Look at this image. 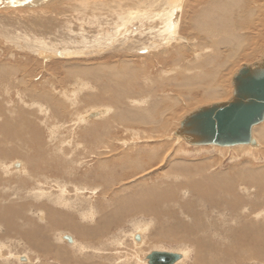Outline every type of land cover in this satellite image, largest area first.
Returning a JSON list of instances; mask_svg holds the SVG:
<instances>
[{"label": "bare ground", "instance_id": "bare-ground-1", "mask_svg": "<svg viewBox=\"0 0 264 264\" xmlns=\"http://www.w3.org/2000/svg\"><path fill=\"white\" fill-rule=\"evenodd\" d=\"M1 15L21 16L18 29L11 26V19L6 17L0 27V45L3 41L10 44L0 47V174L8 173L9 166L2 165L4 160L17 157L20 163L14 165H19V169L11 173L23 177L19 183L25 184L28 175L41 179L34 184L37 186L33 188L34 193L29 192L34 195L35 204H40H28L27 208L39 211L46 224L74 234H65L72 240L67 248L76 250L72 251L73 255L91 252L104 263L109 261L107 250L101 245L102 235L111 224H120L131 215L139 218L131 224L128 238L135 242L137 235L138 246L146 240L177 246L174 250L162 246L149 251L179 255L173 264H264V158L254 159V162L245 158L247 161L235 163L236 158L227 165L207 155V158L190 161L186 156H179V151L169 150L167 143L155 140L164 135L165 124L185 103L201 94L211 99L220 96L221 87L215 85V79L225 61H215L217 51L223 50L226 62L239 55L247 59L255 52L249 46L264 41V0H0ZM65 18L69 22L63 21ZM71 20H76V24ZM83 24L89 27L88 36L55 37L59 29L67 30L68 34L77 33ZM117 43L118 49L114 47ZM102 50L109 54L100 57ZM3 55L8 62L1 59ZM36 78L38 80L34 81ZM77 99L79 104H76ZM83 103L88 104L87 110L78 114V106ZM92 112L96 116L88 118ZM262 124L264 121L252 129L254 146L209 147L221 151L238 147L261 151L264 148ZM75 125L83 129L79 138L89 139L93 144L82 143L80 139L74 144L73 140L63 141L58 149L53 144L57 136L62 132L69 134ZM116 126L118 137L114 139L112 135L110 139L118 145L134 144L132 152L136 156L134 154L132 164L120 163L123 158L132 157L121 151L116 160L108 162L114 165V170L110 169L109 174L96 173L101 185L79 186L80 182L76 185L74 167L86 163L91 155L94 158L106 153V147L103 150L101 145L110 135V129ZM45 127L49 144L42 140ZM123 134L128 135L129 140ZM173 138L192 146L181 137ZM44 146L48 153L58 151L64 161L75 166L62 168L53 155L54 164L42 160L33 163L31 159L37 153L40 159L43 156ZM112 148L115 153L116 148ZM83 152L87 155L75 159ZM251 154L254 156L256 152ZM168 158L172 164L168 162L164 174L161 173L169 179L168 183L161 181L155 186L125 183L117 193L113 189V198L118 197L113 205L112 200L111 206L96 207L90 203L92 197L97 196L96 192H107L105 188L113 185L106 183L107 178L115 177V181L118 178L119 186L143 168ZM103 165L108 166L105 162L98 163V166ZM82 172V179L85 176L87 180V172ZM64 178L71 181L61 182ZM49 183L56 186L54 193L43 190ZM0 186L8 189L6 180L0 179ZM87 194L90 200L84 198ZM78 198L80 202H76ZM19 209V204L15 207L0 205V225L4 224V214ZM72 211L80 216L82 228L77 229L80 225L71 216ZM19 233L28 248L33 246L43 255L49 254L47 251L51 248L31 239L32 233ZM63 235L57 240H63ZM118 240L117 237L111 243L116 244ZM96 242L99 250L92 251L90 248H94ZM8 249L0 242V264L15 261L21 264L16 259L18 256L14 257L16 255ZM54 255L52 253L51 260L45 264L70 263L66 259L61 262ZM130 255L120 261L118 256L110 259L115 264H147L144 256L142 259ZM23 257L24 264H29L30 257L26 254ZM70 264L82 263L76 260Z\"/></svg>", "mask_w": 264, "mask_h": 264}, {"label": "rangeland", "instance_id": "rangeland-1", "mask_svg": "<svg viewBox=\"0 0 264 264\" xmlns=\"http://www.w3.org/2000/svg\"><path fill=\"white\" fill-rule=\"evenodd\" d=\"M32 8H35V7H32ZM20 16L21 15H18V17H16L15 15H5L4 17L11 19V22H12L11 23V26H13V27H16L17 26L16 29H18L19 28V25H17V24H19V22H20V20L18 19V18H20ZM4 17H3V15L0 16V27H1L2 23H4ZM66 19L67 18L63 19V21L69 22V21H67L69 19H67V20ZM71 21L72 22H75V24H76V20H71ZM87 22L89 23L90 21H87ZM88 28L89 27L86 24H83V26H81L78 29L80 31H78L77 33H71V34H68L67 30H65V29L64 30L63 29H59V31H61V32L56 31L55 37L57 39H60L59 36L61 35L64 38L67 37V36H72V37H75V38L80 39L82 37H85V35L88 36L87 33H86V31L88 30ZM51 39H54L53 36H51ZM46 40H48V38H46ZM2 43H4V44H1L0 45V47H2V48H3V45H5V46H9L10 45L8 41H7V43H6V41H3ZM250 46H249V48L250 49H254V51H255V52L253 51L254 53L250 57H248L247 59H244V58H242L239 55V56L232 57L231 59H229L228 62H226V60H225L226 59V54L223 52V50L217 51L218 57H217V59H215V61L217 62L218 59L220 60L221 63L225 61V66L220 69L219 76L215 79V81H216L215 85L221 87L220 88V90H221L220 96L218 98H212L211 99L209 97L201 96L202 95L201 94V95H198V97H195L193 101L188 102V103H185L182 106V108H179L178 111L173 114V117L170 118L171 120L169 119L170 122L168 121L169 123L167 122L165 124L164 135H161V136H163V138H161V136H158V139L157 138L155 139L156 140V143H158V142L159 143L162 142V143H165V144L167 143V146L169 147V150H176V152L179 151V154H178L179 156H184V157L186 156L185 158H187L190 161H192V160L193 161H196V160H198L200 158H207V156H208V157H212V159H214V160H220L222 162V164L227 165V164H230V162H232L231 160L236 159V158H237V160L234 161L235 163L238 162V161L241 162L245 158L246 159L247 158L248 159L250 158L248 161H252V162H254L253 161L254 159L260 160V158H264V153H262V151H264L263 150L264 148L263 149L261 148L260 149L261 151L255 150L253 152H251L249 149L246 151L245 150L246 148H243V147H238V148L235 147L236 149L231 148L230 150H227V151H221L219 149L217 150V148H214L213 149V147L211 148L209 146H207V147H192V146H188L183 141L181 142L180 140H178V139L176 140V139L173 138L174 132L179 127V124H180L181 120L186 115H188L189 113L197 110L200 107H204V106H207V105H211L213 103H219V102L227 101L231 97V94H232L231 78H232V76L241 68L242 65H245V64H250L251 65V64L255 63L256 61H259L262 58L261 55L264 53V41H260L259 44H257V45L252 44ZM114 47L116 49H118V43ZM247 53L250 54L251 52L248 51ZM0 54H2V53L0 52ZM107 54H109V53H106V51L103 52V50L101 52H99V56L100 57L105 56ZM99 56H95L94 58H99ZM55 57L57 59H59L60 58V52L57 53ZM1 59L6 60V57L3 55V56H1ZM6 61H3V62L6 63ZM43 66H44V62H43ZM11 67L14 68L15 66H11ZM35 80H38V78L34 79V81ZM63 85H65V84H63ZM65 87H69V85H65ZM68 90H70V88H68ZM205 99H208V100H205ZM76 104H79V99L76 100ZM85 105L83 103L81 106H78L79 107L77 109V113L78 114L79 113H82V112L84 113L87 110L86 108L88 107V104L86 106ZM260 126H264V124H262ZM72 128L73 129H72V131H70L69 134L67 132H62V133L59 134L60 136L59 135L57 136V141L58 142L55 141L53 144L55 146H58V149L61 148V146L63 144V141L64 142H67V143H70L71 140H73V144L75 142L79 141L78 139H80L79 136H80V133H83V131H81L83 129H79V127L76 126V125L73 126ZM119 128H121V127H119ZM256 128L258 129V126ZM78 129L80 130V132H79ZM46 130L47 129L45 127L44 128V131L45 132L42 135V140H43L44 143L46 141H48V138H49V137H47ZM86 130H88V128ZM65 131H67V129ZM84 131H85V129H84ZM109 132H110V135L111 136L109 135L108 137H106L104 144L101 145V149H103V147H106V151L107 152L106 153L98 154V156H95L94 158H92V155H91L90 158H87V159L85 158L86 159V163H84L83 165L81 164V165L75 166V163L72 165V163H68V160L67 161H64L65 158H63L61 156V153H58V151L56 152L57 155L53 151L48 153V150L45 148V146L43 147V156L41 157V159L37 156V154H38L37 153L36 154V157L34 159H31V161L33 163H35V161L40 162V160H42L43 162H48L49 164H54L56 160L52 157V155L53 156H56L57 158L56 157L55 158L57 160L59 159L56 162H58V163L61 162L60 164H61V167L62 168L66 167L68 165H69L68 168H70L71 166H75L74 167V170H73V173L77 174V177H75V179H76V185H77L78 182H80V183H78V185L81 184L79 186H88V184H89L88 187L99 186V185L102 184V181H100V179H99V177H97V174L96 173H99V174L101 173L103 175L105 173L107 174L108 172H111V170H114V165L113 166L112 165L110 166V163H108V162L116 160V158L118 157V156H116L117 154L122 153L123 151H125L123 153H129L128 156L129 157L132 156V157H130L131 159H128V160H126L125 158H123L120 163H123V164L126 163V164H129L130 165V164H132V162L134 160V154L135 153L132 152V149L135 147L134 144H133V146H131L132 145L131 143H125L124 145H118L116 142H114L113 140L110 139V137H113V136H115L114 139H117L118 134H119L118 133V126L111 128ZM166 132H168V133H166ZM172 133H173V136H171ZM254 134L257 136V132H254ZM63 135H65L67 137H65ZM123 137H125L127 140H129L128 135L125 136V134H123ZM82 138L80 140H83V142L82 141H80V142H82V143L85 142V144H88L89 142L92 143L91 140L89 141V139H82ZM170 138H172V139H170ZM107 139H108V141H107ZM159 139H161V140H159ZM168 141H171V142H168ZM46 144H49V143L46 142ZM92 144H90V146L91 147L92 146L94 147V145H92ZM109 144H111L112 147L116 148V149H114V150H116L115 151L116 154L114 153V151H112L113 148ZM129 144H130V147L131 148L129 147ZM64 145L67 148V145L66 144H64ZM121 148H122V150H121ZM202 148H204V149H202ZM240 148L241 149H244V150L242 151ZM103 150H105V149H103ZM239 151H240L241 154H244V155L239 154ZM250 152L253 153V154H255V152H256L257 156H256V154L253 156ZM70 153H72V151ZM233 153H234V155L232 156ZM84 155H87V154L85 152H83L82 155H76L75 159H78L79 160L80 159V156L82 158V156H84ZM114 155L116 157H114ZM135 156H136V154H135ZM189 156H191V157H189ZM61 159H62V161H61ZM246 159L243 162L247 161ZM19 160L20 159H17V157L16 158L15 157L14 158L8 157V159L4 160V162L2 163V165H4V166H5V164H7L9 166L8 173L0 174L2 177H5L6 178L5 179V178H2L0 176V179L1 180L2 179L3 180H6L7 186H5V188L7 187L9 190L8 189L3 190V189H1V186H0V194H2L0 196V205H4V207L5 206H9V205L15 207V205H18L19 204V206L21 207V209H19L18 212L17 211H11V212H8V213H6V214L3 215V218H2L3 220L2 221L4 222V224H1L0 225V233H1L0 234V237L2 238V239L0 238V242H2L3 244H5L9 248L8 249L9 252H11L12 254L16 255L14 257H17L18 256V258H16V259H18L17 261H19V263H21V264L26 263V259H25V257H23V255H25V254H26V256H29L30 257V260L31 261H30L29 264H45V263H49V262H47V260L48 259L51 260V258H52L51 254L52 253L55 254L54 255L55 259H59L61 262H62V260H65L66 259L70 263H72L73 261H76V260H78L82 264H89V263L101 264V262L104 263V261H102V259L98 258L97 255H95L94 253L92 254L91 252H87L85 255H78V254L73 255L72 251H76V250L73 249V248L68 249L67 248L68 243L66 241H64V240L58 241L57 239H58V236L60 234H62V233L63 234H70L72 236H74V234L72 232L68 231V230H65V228L64 229H60V228L57 229L56 227L50 226L49 223L46 224L44 222V220H42L43 217H42V214L39 211L35 212L32 209L31 210L32 212H31L30 209L27 208V207H29L28 204H32V205H35V206L37 204H40V203L35 204L36 203L35 202L36 200H33V199H35L34 198V195L33 196L32 195H29L30 194L29 192L31 191L32 193H34V189L33 188L37 187V186L34 187V184L37 183L38 181L40 182L41 179L40 178H37V177H35V178L34 177H30L29 178V175H28V179L26 180V183L25 184L24 183H19L20 179H22L23 177L22 176H17V175H14L13 173H11V172H15V171H17L19 169V165H18V167H14L13 166L14 163H20V162H18ZM261 161H262V159H261ZM99 162H105V163L108 164L109 167L107 165L98 166V163ZM168 162H169V164H172V163H170L169 158L166 159L165 161L160 162V163H153L154 165H151L148 168L145 167L147 170L145 168H143L142 170H140L141 172H138L140 174L137 173L134 177L132 176L131 178L132 179L134 178L133 180H131V178L130 179H127V181L124 180V182L122 181L123 183L122 182L119 183V186H118V178H117V181H115V177H109V178H107L106 183L107 184L113 183V185L112 186L111 185H108L105 188V190L107 192H104V191H102V192H96L97 193V196L96 195L93 196L92 199H91V201H90V203L92 205L96 206V207L99 206V205H102V204H104V205L105 204H109L111 206V202L110 201L112 200V205H113L115 203L116 198H118V197H116V198L114 197L113 198V196H112L113 195V192L116 191V193H117L118 192V189H120L121 186H124L125 183H126V185H128V184H131L132 185L134 183L135 184H143V183H146L147 186L148 185L150 186V185H153V184H154L153 186L158 185L161 181L162 182L165 181L166 183H168L169 182L168 181L169 179L166 180V178L161 174V173L164 174L165 169H166V165L168 164ZM60 164H58V166H59L58 168H60ZM260 164H262V162H260ZM88 165H92L93 167L92 166L89 167ZM152 166H153V168H152ZM104 167H105L106 170L104 169ZM91 168H93V169H91ZM108 168H109V170L110 169L111 170L109 171ZM84 170L87 172L86 176L88 178L87 179L88 182H86L87 180H86L85 176L82 179V173H83L82 171H84ZM144 170H146L147 173H145ZM116 171H117V176H118V167L116 168ZM149 171H150V173H149ZM93 173H95L96 175L93 174ZM149 174H153V176L152 175H149ZM142 175H143V177H142ZM77 178H78V180H77ZM138 178H140V179H138ZM148 178H149L150 181H148ZM75 179L72 180L73 183H75ZM96 180H97L98 183L96 182ZM112 180H114V181H112ZM60 181L61 182L62 181H71V179H67L66 180L64 178V179H60ZM89 182H92L93 184L92 183H89ZM44 186L45 185H43L42 187H44ZM113 189H114V191H113ZM43 190H45V191H48V190L51 191L52 190V192L54 193L55 190H56V186L53 185V183H49V184H47L44 187ZM25 193L27 195H25ZM110 193H112V194H110ZM88 196L89 195L87 194V197H84V198H88ZM95 198H97V199H95ZM88 200H90V199L88 198ZM262 200L264 201V197L262 198ZM80 201H81V199L78 198V201H76V202H80ZM20 204H22V205H20ZM82 205L85 207V203H82ZM50 206H52V205H50ZM52 207L55 208L54 206H52ZM80 211H82V210H80ZM72 213H74V214H72L71 216L74 217V219L76 221V224L80 225V226H77V229L82 228L81 227L82 221L80 219V216L78 215V213H76L74 211H72ZM16 218L19 219V220H17ZM24 218L27 221H25ZM138 218H139L138 216L135 217V216H131V215L129 217H125L123 219V221H121V222L118 221L120 224H117V223H114L113 225L111 224L110 229H108V231L102 235V238L101 239H103V240H102L101 245H102V247H104L103 249H106L107 250L106 251L107 252L106 253L107 254L106 256H107V259L109 260V261H106L104 264H106V263L107 264H115L113 261H111L112 259H110V258L117 257L118 256L120 258L118 261H120V260H123L124 259L123 256L127 257L130 254H131L130 257L131 256L132 257L133 256H140V258H142L144 256V261L146 262V256L149 254V251L152 250V249H156V248L157 249H160L163 246V248H165V249H168V247H169V249L174 250L175 247H177V246H170L168 244L166 245V244H163V243H160L159 244V243L151 242L149 240H146L144 243H142L141 245L138 246V243H136L135 240H134L135 242H133L131 239L128 238V234H129V232L131 231V228H132L131 224L134 221L138 220ZM20 219H21V221H20ZM30 219H31V221H30ZM34 219H36V220H34ZM5 220L8 221L7 224L5 223ZM96 220H97V217L92 221L91 225H94V223L96 222ZM120 220H121V218H120ZM33 221L38 222V223L35 224V223H33ZM15 222H16V224H15ZM31 223H33L34 225H31ZM85 223H87V222H85ZM2 226H3L4 230H3V228L1 229ZM33 226H36V227H33ZM19 227H21L23 229H19ZM10 228H12V230ZM20 231L22 233L23 232L29 233V234L32 233L33 234V238H31V239L37 240V241H39L41 243H45L46 245H48L51 248L50 251H47L49 254H46L45 253L46 255H43V252L42 251L39 252L40 250L34 249L33 246L30 247V248H28L27 244L25 242H23V240L20 239L21 238V234L19 233ZM39 234H40V236H39ZM5 237H7V238H5ZM117 237L120 240H122V241L118 240V242L116 244H112L111 243V242H113L112 240H114ZM65 242H66V244H65ZM99 247H100V245L98 244V242H96L94 248H90V249L92 251L93 250H99V249H97ZM33 251L36 252V254ZM6 253H7V251H6ZM21 254H23V255H21ZM35 255H38V257L36 256L38 258V261L35 260V259H37L35 257ZM108 256H110V257L108 258ZM103 257H105V256H103ZM20 259H24V261L20 262ZM15 262H13V263L11 262V263L12 264H18V263H15ZM11 263H6V264H11Z\"/></svg>", "mask_w": 264, "mask_h": 264}, {"label": "water", "instance_id": "water-1", "mask_svg": "<svg viewBox=\"0 0 264 264\" xmlns=\"http://www.w3.org/2000/svg\"><path fill=\"white\" fill-rule=\"evenodd\" d=\"M231 86L232 94L227 101L189 113L181 120L174 136L192 146H254L252 129L264 121V57L253 66L242 65L233 75ZM95 116L96 113L92 112L88 118ZM134 239L138 241V236L135 235ZM63 240L72 242L65 234ZM179 257L173 253L152 251L146 256V263L173 264Z\"/></svg>", "mask_w": 264, "mask_h": 264}]
</instances>
